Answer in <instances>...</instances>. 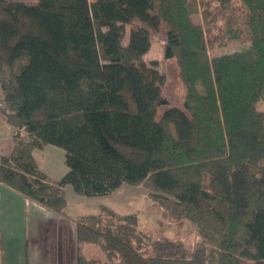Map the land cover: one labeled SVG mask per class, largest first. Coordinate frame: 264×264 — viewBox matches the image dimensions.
Returning <instances> with one entry per match:
<instances>
[{
	"label": "trees",
	"instance_id": "trees-1",
	"mask_svg": "<svg viewBox=\"0 0 264 264\" xmlns=\"http://www.w3.org/2000/svg\"><path fill=\"white\" fill-rule=\"evenodd\" d=\"M159 30L182 106L144 58ZM0 73L1 114L28 134L0 156V182L62 215L67 185L93 197L144 183L199 237H154L102 205L72 218L75 264H264V0H0ZM46 145L65 151L59 180L34 156Z\"/></svg>",
	"mask_w": 264,
	"mask_h": 264
},
{
	"label": "rangeland",
	"instance_id": "rangeland-1",
	"mask_svg": "<svg viewBox=\"0 0 264 264\" xmlns=\"http://www.w3.org/2000/svg\"><path fill=\"white\" fill-rule=\"evenodd\" d=\"M23 1L36 3L38 0ZM90 1L93 2L94 0ZM192 19L195 23H203L201 13L193 14ZM131 25L126 24L124 44L128 43ZM151 39L152 45L149 52L144 56L145 61L149 65L156 62L157 69L165 74L163 94L169 100V104L182 106L186 96V88L180 77L176 58L166 59L164 57L165 33L163 30L153 32ZM241 47L240 44H237L229 48H215L210 51V54L229 53ZM4 76L0 73V85ZM258 106L259 109L264 110V100L258 103ZM165 108L166 105L160 111ZM17 131H20L23 140L28 139L26 131L18 130L17 127L8 123L0 110V156L9 153L12 149L15 142L14 135ZM12 140L13 144L11 145ZM35 155L43 170L51 173L55 178L63 176L62 170L67 167L64 149L48 145L43 151L36 150ZM66 197L68 200L66 215L59 214L43 205L41 206L44 212L38 209L37 225L34 227L35 229L32 228V232L28 236L27 251L24 250L23 243L6 237L2 243L0 264H71L74 238L69 221L72 223V218L75 215L98 212L102 205L113 208L120 213H136L140 228L154 237L182 239L191 247L199 239L195 225L188 219L172 218L169 211L154 199V191L144 183L123 184L110 194L93 197L78 194L71 185H68ZM84 252L88 256L97 255L106 259L105 254L95 244H85ZM20 254L22 255L21 258ZM114 264H118V262L115 261Z\"/></svg>",
	"mask_w": 264,
	"mask_h": 264
},
{
	"label": "crops",
	"instance_id": "crops-1",
	"mask_svg": "<svg viewBox=\"0 0 264 264\" xmlns=\"http://www.w3.org/2000/svg\"><path fill=\"white\" fill-rule=\"evenodd\" d=\"M12 144H13V140L11 142V145ZM47 146L48 145H46L43 149L36 148L34 150V156L39 166H40V162L38 161L35 155V151L36 150L43 151L47 148ZM41 170L43 169L41 168ZM67 170L68 167L62 170V175H64V173ZM43 171L47 173L49 176H51L54 180L60 179V178H55L53 175H51V173L47 172L46 170ZM38 209L44 212V209L41 206V204L27 198L21 192L8 186L7 184L0 182V258L2 257V243L5 241L6 237L12 239L13 241L16 242L18 241L19 243H23V248L25 251H27L28 236L32 232L31 231L32 228H34L37 225V219H38L37 212H39ZM75 216H79V215H75ZM69 225L70 228L72 227L71 229L73 230V238H74L73 253L71 255V261H72L71 264H75V232H74L73 221L72 223L69 221ZM21 257L22 255L20 254V258Z\"/></svg>",
	"mask_w": 264,
	"mask_h": 264
},
{
	"label": "built area",
	"instance_id": "built-area-1",
	"mask_svg": "<svg viewBox=\"0 0 264 264\" xmlns=\"http://www.w3.org/2000/svg\"><path fill=\"white\" fill-rule=\"evenodd\" d=\"M4 107H5V101H4V98H3L1 85H0V110H2Z\"/></svg>",
	"mask_w": 264,
	"mask_h": 264
}]
</instances>
